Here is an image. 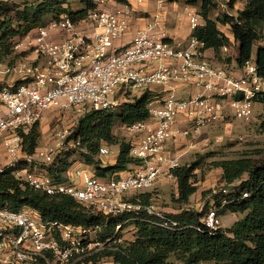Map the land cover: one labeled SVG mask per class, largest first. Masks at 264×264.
Segmentation results:
<instances>
[{"label": "built area", "instance_id": "2783aa9c", "mask_svg": "<svg viewBox=\"0 0 264 264\" xmlns=\"http://www.w3.org/2000/svg\"><path fill=\"white\" fill-rule=\"evenodd\" d=\"M145 1L137 0L139 4ZM95 2L97 7L80 21L61 15L15 45L17 53L31 50L34 57L20 59L7 69V73L20 76V84L0 89V147L8 161L0 173L11 170L36 191L70 196L104 215L145 210L159 219L162 228L175 231L179 228L176 219L127 196L153 188L162 176L175 179L172 170L180 165L168 156V141L191 136L229 116L249 119L255 98L264 92V77L252 60L241 76L213 66L205 56L204 42L194 35L185 45L170 40L166 25L158 18L138 29L129 44L116 48V41L130 31L132 4ZM186 12L193 31L204 25L202 14ZM153 85L170 87L166 97H152L148 120L125 125L138 135L130 148V156L138 161L133 170L100 178L81 163L73 169L71 183L59 184L45 169L32 168L38 160L50 164L54 159L48 151L35 156L23 153V134L42 122L48 112L79 109L81 116L85 110L117 111ZM176 86H190L198 93L182 98ZM72 133L57 129V148L65 147ZM79 145L75 141L74 146ZM112 154L108 144L100 150L101 156ZM227 190L216 194L220 206L216 203L205 215L207 227H219L218 213L228 203ZM101 250L93 228L43 220L31 208H0V264H77Z\"/></svg>", "mask_w": 264, "mask_h": 264}, {"label": "trees", "instance_id": "16d2710c", "mask_svg": "<svg viewBox=\"0 0 264 264\" xmlns=\"http://www.w3.org/2000/svg\"><path fill=\"white\" fill-rule=\"evenodd\" d=\"M79 1L85 7L78 11L72 9L71 0H33L16 4L13 9L9 2L0 1V61L9 60L10 68L20 59L26 58L27 51L17 53L15 45L39 27L45 26L50 16L58 20L65 14L78 22L88 11L97 7L95 0ZM198 1L205 23L194 31V37L205 43L206 50L214 49L219 55L223 47L231 45L230 38L219 29V25L230 26L239 47L236 61L243 68L252 60L256 42L263 38L264 0H246L244 9L237 11L236 15L222 12L216 20L211 19L210 15L220 7L217 0L195 2ZM235 2H228L231 9H234ZM256 62L258 74L264 77V46L258 47ZM152 97L150 91H145L140 98L126 103L117 111L85 110L79 117L73 138L80 142L78 149L86 165L94 168L96 176L109 178L128 171L131 165L138 163L130 156L131 142L115 135L114 126L116 120H121L124 125L148 120L151 116L149 104ZM255 102L264 106V92L255 98ZM39 124L35 123L28 134H23V153L26 155L36 153ZM105 144L119 146L114 164L106 163L101 158L100 150ZM72 155L71 151L60 153L52 163L43 165V169L56 183L72 182L71 175L77 162L70 160ZM207 157L210 154L199 155L196 161L172 170L178 185L175 202L180 206L189 204L190 198L198 191L196 172ZM209 167L220 168L225 189L233 190L227 195L228 203L220 208L218 216L226 212L242 215L228 228L207 227L203 222L206 212L189 208L177 214L167 213L179 223L175 231L162 228L159 219L145 210L120 216L104 215L76 202L70 196H50L36 191L20 182L11 170L0 173V208L8 207L15 211L31 208L43 220H59L77 227L93 228L102 242L118 240V227L120 231L134 227V240L116 243L110 251H97L84 260L86 264H102L100 256L111 258L109 264H171L169 259L172 254L184 257L187 264H264V161H257L249 153H244L235 158L215 160ZM244 193H248V197L243 198ZM211 194L212 190L204 191L203 199ZM213 197L220 206L219 195ZM129 200L154 206L150 193L135 192Z\"/></svg>", "mask_w": 264, "mask_h": 264}, {"label": "rangeland", "instance_id": "374dc122", "mask_svg": "<svg viewBox=\"0 0 264 264\" xmlns=\"http://www.w3.org/2000/svg\"><path fill=\"white\" fill-rule=\"evenodd\" d=\"M3 2H9V6L13 9L14 5L24 3V2H32L33 0H0ZM230 0H218L217 3L221 2V8L218 7L217 10L211 12V16L217 18L218 14L230 11L231 13L237 14L234 9H231L228 5ZM237 1V0H236ZM236 3V2H235ZM222 4L225 7H222ZM71 7L74 11H78L85 7L79 0H71ZM14 14V13H13ZM53 20V17H49V21ZM263 38L256 42V46L254 48V55L257 52V48L264 46V26L262 27ZM31 40L28 39L29 42ZM233 48L231 50V54L233 53ZM26 56L33 58L34 53L31 50L26 52ZM232 59V58H230ZM254 61V60H253ZM9 60L3 62L0 61V86L5 87L9 85H14L19 81V75H12L7 73ZM194 93V89L190 88V94ZM81 112L79 109H70L67 111L62 110H52L48 112L44 120L39 124V141L36 149V153L48 151L52 155L57 156L60 153L71 151L73 153L70 158L71 161L76 162V165L83 164L86 165L84 158L82 156V152L78 149L79 146H74L75 139L73 135L76 130V126L78 125L79 116ZM206 128H210L209 132L213 137L206 143L200 145V153L194 154L189 158V161L192 163L196 161L199 155L210 154V157L205 158L202 165L197 170L196 182L199 185V196L200 193L204 191H216L206 198L197 200L199 196L191 197V202L189 206H185V208L195 209L197 211H205L206 214L209 212L211 207H216V202L213 199L214 195L220 193L223 189H225V184L221 182L220 175L216 172L218 168H210V164L221 158H231L240 154L249 153L255 160L264 161V106L258 105L257 103L254 105L253 114L247 120L240 119H230L226 118L220 122L213 124L212 126H207L202 128L205 130ZM57 129H68L69 131H73L71 134L67 144L65 147L57 148V139H54V133ZM200 129L198 132H200ZM202 130V131H203ZM115 135H119L120 138L125 139L127 141L132 140L131 132L127 129V127L121 122V120H116L114 126ZM197 133V132H196ZM204 137V134H202ZM113 150L115 145L108 144ZM100 157V156H99ZM104 161L108 160L105 156ZM5 150L3 147H0V169L3 168L7 164ZM47 162H43L38 160L32 164L33 169H43V165H46ZM52 163V162H51ZM108 163V162H106ZM87 169L94 172V168L92 166L86 165ZM214 171V172H213ZM76 179H78L76 177ZM217 180V182H213ZM228 193H231L230 190H227ZM144 193H150L153 196V204L154 207L158 211H163L165 213H172L170 211H165L164 209L171 208H180L179 204L175 202V193L176 186L172 182H168L167 180H163L162 182H157L153 188L144 191ZM134 193H131L127 196H133ZM201 197V196H200ZM203 202V203H202ZM202 203V206H200ZM182 207V206H181ZM238 216H240L238 214ZM242 216V215H241ZM219 227L223 224L225 227H229L235 222V218L231 214H227L223 217L222 221L220 216L218 217ZM135 229L133 226L126 227L124 230L120 231L117 229L116 233L119 234V239L113 242H102L97 236L98 241L101 244L102 251H110L113 249V245L116 243H122L126 241H132L135 239ZM94 239H96V233L93 234ZM100 237V235H99ZM100 262L102 264H109L111 258H107L105 256H100ZM171 264H187L186 259L178 254H172L169 259ZM77 264H86L85 262L77 263ZM201 264H216L214 262H202Z\"/></svg>", "mask_w": 264, "mask_h": 264}, {"label": "crops", "instance_id": "0c3cea01", "mask_svg": "<svg viewBox=\"0 0 264 264\" xmlns=\"http://www.w3.org/2000/svg\"><path fill=\"white\" fill-rule=\"evenodd\" d=\"M195 1L196 0H146L144 4H139L137 0H128V2L132 4V10H133L131 14V20H130L131 27L127 35H125L122 39H119L116 41V48H120V47H123L129 44L135 32L138 29L145 27L148 24V22L153 21L156 18H158L162 24L166 25L167 35L170 40L182 43L183 45L187 44L190 38L193 36L194 31L191 28L190 20L187 15L186 9L196 11L201 14V3L200 1L198 2H195ZM220 4L221 2L219 3V5ZM245 5H246V0H237L234 5V8H235L234 11H236L237 13V11L243 10ZM222 7L224 8L225 5L222 4ZM220 8H221V5H220ZM225 12L234 14V13H231L230 11H225ZM210 17L211 19L216 20V18L212 17L211 15ZM219 29L227 37L230 38L231 45L228 47L225 46L226 49L225 47H223L219 55L215 52L214 49H207L205 51V56L213 66L217 68L225 69L231 72L235 76H241L245 70V67L240 68L237 64L236 59L238 56L239 47H238V44L234 40L230 26L219 25ZM157 30L158 31L161 30V27H158ZM232 48L234 52L231 54ZM257 51H258V48H257ZM256 55H257V52L255 55L253 53L252 61L254 60V63H257ZM174 88L177 92V95L182 98L190 97L198 93L197 89L190 87V86L189 87L188 86H176ZM190 88L194 89L193 94H190ZM169 89L170 87L168 86L153 85L149 88V91L153 95L154 98L157 97L159 99H163L168 94ZM258 105H261V104L257 103V106ZM227 118L235 119L231 116ZM202 130L188 137L179 136L175 140L168 141L167 146H166V151H167L168 156L171 157L172 159H177L179 162V165L190 164L191 162L189 161V158L192 155L201 154L200 145L206 144L213 137V135H211V132H209L210 128H206L203 131ZM202 134H204V137L202 136ZM131 136H132V140L128 142H133L138 135H134L131 133ZM118 154H119V146H115L113 149V154L110 156H107L106 158L108 160H106L105 162L114 164L117 160ZM235 157H231V158H235ZM102 159L104 160V157ZM133 168H134V165H131L128 171L133 170ZM126 172H121L116 175H121ZM216 172L220 175V178H221L222 170L218 168ZM163 180L172 182L176 186L175 198H177L178 197V185H177L176 179L162 176L159 181L162 182ZM213 182L216 183L217 180H214ZM198 190H199V185H198ZM228 190L233 191L230 188ZM198 192L199 191H197L194 195L199 196ZM203 192L204 190L200 193L201 197L199 196L197 200L202 198ZM190 202H191V198H190ZM202 203L200 206H202ZM185 206H189V204H186L182 207L180 206V208H171V209H164V210L177 214V213H180L185 208ZM227 214L233 215V217L235 218V222L241 218V216H238V214L226 212V214L220 216L221 221L223 217ZM221 227L228 228V227H225L223 224L221 225Z\"/></svg>", "mask_w": 264, "mask_h": 264}]
</instances>
